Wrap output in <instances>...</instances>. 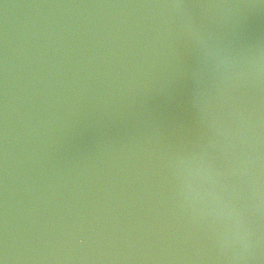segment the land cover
I'll return each mask as SVG.
<instances>
[{
    "label": "water",
    "instance_id": "obj_1",
    "mask_svg": "<svg viewBox=\"0 0 264 264\" xmlns=\"http://www.w3.org/2000/svg\"><path fill=\"white\" fill-rule=\"evenodd\" d=\"M0 264H264V0H0Z\"/></svg>",
    "mask_w": 264,
    "mask_h": 264
}]
</instances>
